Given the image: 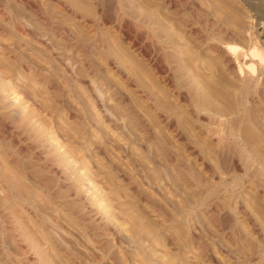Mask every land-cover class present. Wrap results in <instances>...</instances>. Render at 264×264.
<instances>
[{"label":"rangeland","instance_id":"obj_1","mask_svg":"<svg viewBox=\"0 0 264 264\" xmlns=\"http://www.w3.org/2000/svg\"><path fill=\"white\" fill-rule=\"evenodd\" d=\"M58 1L0 0V264H264V0Z\"/></svg>","mask_w":264,"mask_h":264},{"label":"bare ground","instance_id":"obj_2","mask_svg":"<svg viewBox=\"0 0 264 264\" xmlns=\"http://www.w3.org/2000/svg\"><path fill=\"white\" fill-rule=\"evenodd\" d=\"M52 1H55V2H57V4H59L60 6H63L62 4H61V2H59L58 0L56 1V0H52ZM185 2V1H184ZM97 5H99L98 3H97ZM186 5V4H185ZM102 7V6H101ZM188 8H189V5H188ZM99 11V10H98ZM101 11V10H100ZM103 15V14H102ZM105 16V15H104ZM107 18V17H106ZM102 19V18H101ZM91 23V22H90ZM128 31H130L129 29H128ZM222 46V45H221ZM138 49V48H137ZM240 48L238 47V46H235V45H227L226 47H225V51H226V53L232 58V60L235 62V69H236V71H238L239 73H241L242 72V67H243V65L238 61L239 59V56H240ZM219 52V51H218ZM251 53V56H253V57H257V59H258V61L263 65L264 64V57L262 56L263 54H261L259 51H257V50H255L254 48H253V50L250 52ZM223 59V58H222ZM221 59V60H222ZM161 60V59H160ZM160 60H158L157 61V64H159V63H161V61ZM160 65V64H159ZM110 66L111 67H113L112 66V64L110 63ZM161 67H164L163 65H161ZM248 68L250 69V71H249V75L250 76H253L254 75V66L253 65H250V66H248ZM165 72H166V77H164L165 78V80L164 81H166L168 84H172L174 81H173V77H172V74H171V72L170 71H168V69H166L165 68ZM115 73L118 75V76H122L121 75V72L119 71V70H115ZM161 73H163V72H161ZM126 83L128 84V85H130V81L127 79L126 80ZM172 88L174 87L173 85H170ZM183 86L181 85V84H177V85H175V89H177V92H176V98L177 99H183L184 101H186V99H187V96H186V94L182 91L183 89ZM240 92V91H239ZM238 101V100H237ZM240 102V101H239ZM238 104V103H237ZM241 104V103H240Z\"/></svg>","mask_w":264,"mask_h":264}]
</instances>
